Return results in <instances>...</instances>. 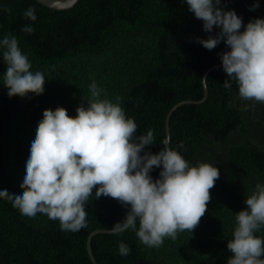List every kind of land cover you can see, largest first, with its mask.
Instances as JSON below:
<instances>
[{"label": "trees", "instance_id": "16d2710c", "mask_svg": "<svg viewBox=\"0 0 264 264\" xmlns=\"http://www.w3.org/2000/svg\"><path fill=\"white\" fill-rule=\"evenodd\" d=\"M256 2L259 7L250 10ZM220 6L234 10L245 26L264 19V0H222ZM29 7L35 9V21L23 15ZM26 25L34 28L31 34L22 31ZM219 31L214 26L205 32L186 0H79L64 10L37 0H0V40L15 36L30 70L41 71L46 79L41 95L9 98L0 48V191L22 193L31 142L44 110L63 107L75 117L77 107H87L95 81L102 99L116 103L120 97L126 117L137 124V136L153 131L155 143L145 152L157 154L164 148L169 119V147L190 166L208 163L220 173L194 230L178 232L175 240L165 238L160 247L142 244L132 229L97 233L91 243L98 263L227 264L236 214L247 209L245 200L256 185H264V103L241 100L237 82L222 66L208 73L206 96L204 75L222 64L220 54L229 49L222 40L208 50L198 39ZM161 170L153 168V180ZM95 191L85 204L87 227L78 232L61 230L59 221L45 214L22 215L11 201L0 198V264H94L90 234L112 230L128 211L111 197L96 198ZM255 235L264 238V226ZM121 242L130 249L126 256L119 253Z\"/></svg>", "mask_w": 264, "mask_h": 264}, {"label": "clouds", "instance_id": "9594fccd", "mask_svg": "<svg viewBox=\"0 0 264 264\" xmlns=\"http://www.w3.org/2000/svg\"><path fill=\"white\" fill-rule=\"evenodd\" d=\"M221 2L186 0L189 11L203 21L205 32L211 33L214 26L220 29L198 43L212 50L223 40L229 50L220 54L222 67L237 82L240 99L264 103V19L250 20L245 26ZM258 7L256 2L250 10ZM23 15L32 21L37 18L32 7ZM22 31L31 34L34 28L26 25ZM0 48L7 65L3 80L9 98L41 95L45 76L30 70L17 38L5 37ZM223 86L230 88L229 80ZM89 90L87 107H77L75 117L63 107L44 110L31 142L20 185L23 191L17 195L2 190L0 198L11 201L22 215L45 214L58 220L61 230L78 232L87 227L85 204L95 188L96 198L111 197L128 209L124 220L112 226L115 234L132 229L142 244L160 247L165 238L175 240L178 232L194 230L207 210L219 170L208 163L190 166L167 139L161 141L164 148L157 154L145 152L146 146L155 143L153 131L137 136V124L126 117L120 97L116 103L102 99L103 90L95 81ZM161 166L159 178L153 180L150 172ZM245 204L247 209L235 217L227 264H264V238L255 235L264 226V185L257 184ZM119 253L126 256L130 249L121 242Z\"/></svg>", "mask_w": 264, "mask_h": 264}, {"label": "water", "instance_id": "95a60500", "mask_svg": "<svg viewBox=\"0 0 264 264\" xmlns=\"http://www.w3.org/2000/svg\"><path fill=\"white\" fill-rule=\"evenodd\" d=\"M41 3H43L44 5L48 6V7H51V8H54V9H59V10H64V9H70V8H73L77 2L79 0H37ZM222 64H216L214 67H211L208 71H206L205 75H204V79L206 80L207 78V75L208 73L213 70L214 68L216 67H221ZM205 83V92H206V96L208 94V89H207V83L206 81H204ZM204 99L202 100H185L179 104H182V103H200L202 102ZM177 107V105H176ZM176 107H174L171 112L169 113V116L172 114V112L176 109ZM167 135L170 136V127L169 125H167ZM100 232H113L112 230H107V229H98V230H95L93 231L89 238H88V250H89V255H90V258L92 260V262L94 264H99L95 255H94V252H93V249H92V244H91V239L92 237L97 234V233H100Z\"/></svg>", "mask_w": 264, "mask_h": 264}, {"label": "bare ground", "instance_id": "6f19581e", "mask_svg": "<svg viewBox=\"0 0 264 264\" xmlns=\"http://www.w3.org/2000/svg\"><path fill=\"white\" fill-rule=\"evenodd\" d=\"M167 125H169V119H167V124H166V126ZM168 141L170 140V136L168 137V139H167ZM91 241H92V239H91ZM92 244V243H91Z\"/></svg>", "mask_w": 264, "mask_h": 264}]
</instances>
